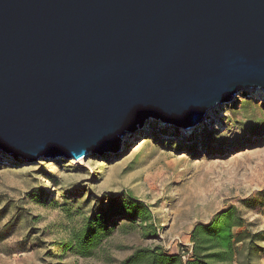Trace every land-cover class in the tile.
<instances>
[{
    "label": "water",
    "instance_id": "95a60500",
    "mask_svg": "<svg viewBox=\"0 0 264 264\" xmlns=\"http://www.w3.org/2000/svg\"><path fill=\"white\" fill-rule=\"evenodd\" d=\"M264 91V0H0V154L86 160Z\"/></svg>",
    "mask_w": 264,
    "mask_h": 264
},
{
    "label": "rangeland",
    "instance_id": "374dc122",
    "mask_svg": "<svg viewBox=\"0 0 264 264\" xmlns=\"http://www.w3.org/2000/svg\"><path fill=\"white\" fill-rule=\"evenodd\" d=\"M126 196L149 206L153 236L117 228L90 257L67 248L101 198ZM229 207L244 220L237 232L258 235L252 264H264V100L250 90L198 128L149 119L118 150L81 163L0 154V264H118L153 245L182 253L194 225Z\"/></svg>",
    "mask_w": 264,
    "mask_h": 264
},
{
    "label": "trees",
    "instance_id": "16d2710c",
    "mask_svg": "<svg viewBox=\"0 0 264 264\" xmlns=\"http://www.w3.org/2000/svg\"><path fill=\"white\" fill-rule=\"evenodd\" d=\"M125 221L121 225L118 222ZM154 217L149 206L131 196L105 198L98 201L79 231L70 234L67 248L81 257H90L103 240L114 232L141 228L143 236L155 234ZM244 220L235 207L217 212L206 224H196L190 233L191 247L182 253L170 254L159 245L136 247L118 264H252L254 241L237 229ZM248 240V243L244 244ZM245 251V256L242 257ZM188 255L183 260V255Z\"/></svg>",
    "mask_w": 264,
    "mask_h": 264
},
{
    "label": "bare ground",
    "instance_id": "6f19581e",
    "mask_svg": "<svg viewBox=\"0 0 264 264\" xmlns=\"http://www.w3.org/2000/svg\"><path fill=\"white\" fill-rule=\"evenodd\" d=\"M252 94H253V96L255 97V98H259V99H261L262 101L264 100V91H261V90H252ZM212 110H209L208 112H207V114H210V112H211ZM200 126V125H199ZM198 126V127H199ZM197 127V128H198ZM186 131H189V130H186ZM82 160L83 159H78V160H76L78 163H81L82 162Z\"/></svg>",
    "mask_w": 264,
    "mask_h": 264
},
{
    "label": "built area",
    "instance_id": "2783aa9c",
    "mask_svg": "<svg viewBox=\"0 0 264 264\" xmlns=\"http://www.w3.org/2000/svg\"><path fill=\"white\" fill-rule=\"evenodd\" d=\"M183 255V260H185L186 259V257L188 256V255H186V254H182Z\"/></svg>",
    "mask_w": 264,
    "mask_h": 264
},
{
    "label": "crops",
    "instance_id": "0c3cea01",
    "mask_svg": "<svg viewBox=\"0 0 264 264\" xmlns=\"http://www.w3.org/2000/svg\"><path fill=\"white\" fill-rule=\"evenodd\" d=\"M189 247H191V244L189 245Z\"/></svg>",
    "mask_w": 264,
    "mask_h": 264
}]
</instances>
